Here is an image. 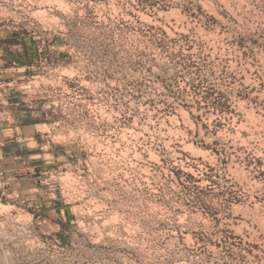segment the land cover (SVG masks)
I'll return each instance as SVG.
<instances>
[{"label": "rangeland", "instance_id": "obj_1", "mask_svg": "<svg viewBox=\"0 0 264 264\" xmlns=\"http://www.w3.org/2000/svg\"><path fill=\"white\" fill-rule=\"evenodd\" d=\"M0 38L40 120L0 264H264V0H0Z\"/></svg>", "mask_w": 264, "mask_h": 264}, {"label": "crops", "instance_id": "obj_2", "mask_svg": "<svg viewBox=\"0 0 264 264\" xmlns=\"http://www.w3.org/2000/svg\"><path fill=\"white\" fill-rule=\"evenodd\" d=\"M16 48V47H14ZM30 49H27L29 52ZM23 54V53H22ZM21 54V55H22ZM28 56V53H27ZM5 55L2 54L0 50V73L3 71L14 69V67H5L6 59ZM14 66L15 60H14ZM27 68H32V65H27ZM14 81H1L0 87L11 86ZM20 101L16 96L7 97L5 102L0 101V109L1 110H10V117L6 118L3 121H0V142L4 145V161L3 168L6 172V176L12 177L14 180L17 178V183L14 186L21 187L20 184L22 181L25 184V181H28V178H23L20 176L22 171L29 170L32 171V168H27L25 165L26 153L23 151V145L21 144L22 137H14L11 134L15 131V128L18 127V134L23 136L24 140H30L32 137L31 134L34 132V128L36 124H26L22 125V122L26 118L33 117L32 113L25 112L21 110ZM5 129V131H4ZM26 129L29 133L28 136H25ZM30 158V157H28ZM25 190V189H23Z\"/></svg>", "mask_w": 264, "mask_h": 264}, {"label": "trees", "instance_id": "obj_3", "mask_svg": "<svg viewBox=\"0 0 264 264\" xmlns=\"http://www.w3.org/2000/svg\"><path fill=\"white\" fill-rule=\"evenodd\" d=\"M15 40L13 38H0V50H3L5 51V53H7V49L10 47V44H12V47L13 46H16L15 44ZM22 47H24V51L22 52L24 58H27V49H30V46L27 44H22ZM11 49V48H10ZM11 56L12 57H15V52L14 50L11 52ZM27 60V59H26ZM14 60H6V63H5V67L6 68H9V67H13L14 66ZM27 62V61H26ZM28 65L31 66V62H28ZM21 110H22V107H21ZM25 112H29L28 110H24ZM31 113V112H29ZM31 118H26L23 122H22V125H26V124H37L40 120L38 118H33L32 116H30Z\"/></svg>", "mask_w": 264, "mask_h": 264}, {"label": "built area", "instance_id": "obj_4", "mask_svg": "<svg viewBox=\"0 0 264 264\" xmlns=\"http://www.w3.org/2000/svg\"><path fill=\"white\" fill-rule=\"evenodd\" d=\"M10 117V110H1L0 109V121H3L5 120L6 118H9ZM18 130V127L15 128V131L13 132L14 134L17 135V137H19V134L17 132ZM5 131V129H4ZM3 147L4 145L0 142V179L3 178L4 176V171H3V160H4V151H3Z\"/></svg>", "mask_w": 264, "mask_h": 264}]
</instances>
